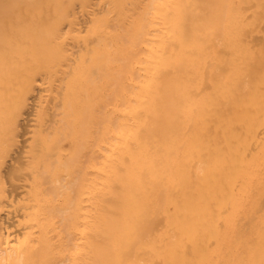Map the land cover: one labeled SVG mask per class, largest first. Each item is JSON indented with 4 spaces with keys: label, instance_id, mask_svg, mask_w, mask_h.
Masks as SVG:
<instances>
[{
    "label": "bare ground",
    "instance_id": "1",
    "mask_svg": "<svg viewBox=\"0 0 264 264\" xmlns=\"http://www.w3.org/2000/svg\"><path fill=\"white\" fill-rule=\"evenodd\" d=\"M0 264H264V0H0Z\"/></svg>",
    "mask_w": 264,
    "mask_h": 264
}]
</instances>
